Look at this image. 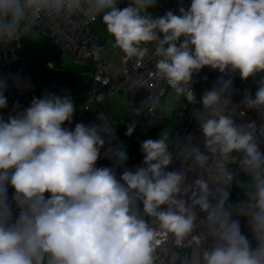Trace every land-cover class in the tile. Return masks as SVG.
I'll return each mask as SVG.
<instances>
[{
	"label": "clouds",
	"instance_id": "1",
	"mask_svg": "<svg viewBox=\"0 0 264 264\" xmlns=\"http://www.w3.org/2000/svg\"><path fill=\"white\" fill-rule=\"evenodd\" d=\"M119 4L0 0V48L65 20L99 17L121 64L152 65L134 81L149 90L135 114L175 124L178 108L199 104L191 113L199 137L169 126L140 143L142 164L128 169L127 150L111 146L108 113L99 111V124L64 127L75 111L70 95L45 93L0 116V264H264V122H237L249 110L264 121V0H191L161 16L150 11L157 0ZM108 50L93 46L90 55L100 61ZM205 67L222 75L198 101L193 76ZM237 73L256 84L239 104ZM7 87L0 78V109ZM105 136L112 167H97ZM174 162L179 168L169 170ZM234 187L243 199L231 202Z\"/></svg>",
	"mask_w": 264,
	"mask_h": 264
},
{
	"label": "built area",
	"instance_id": "2",
	"mask_svg": "<svg viewBox=\"0 0 264 264\" xmlns=\"http://www.w3.org/2000/svg\"><path fill=\"white\" fill-rule=\"evenodd\" d=\"M159 2L163 7L164 14L167 11H173L174 14L178 15L179 8L184 7L187 9L190 6L191 0H159ZM96 18L97 17L65 20L61 22L59 27H46L37 30L46 36L56 54L64 51L73 58L87 63L90 71L89 73L84 72L83 75L87 76L92 82V94L75 104L72 123L68 124L66 122L64 127L74 130L76 123H83L85 126L99 124V111L104 112V110L101 107L92 110L91 105L93 103L100 104L103 100L102 89H106L109 94H115L117 91L123 90L129 98L135 120L141 126L143 134L142 137L140 136L141 139L145 137V134L146 138L149 139L150 134L152 135L159 129L164 119L153 121L146 110L141 112L140 115L135 114V109L139 108L142 102L147 98L149 90L145 88H136L134 81L137 80L140 75L150 72L152 65L147 62L140 63L134 61L121 64L119 59L120 53L112 49H109L108 55L100 61L93 58L90 55L92 47L102 46L92 33V26ZM49 67L53 68V65L48 64L47 68ZM55 70L58 71L59 69ZM62 75L64 76L63 84L65 85L70 80V75L62 71L61 79ZM221 75L222 74L219 73L218 70L205 67L201 70L199 75L193 76L192 87L198 101L205 91L210 90L214 86ZM0 78H6L8 83V87L4 92L8 101L7 107L0 109V116H3L5 120H7L10 115H16L17 112H21L29 107L33 97H41L35 83V78L31 76L26 67L21 39L17 45H12L8 48H0ZM232 79V98L235 104L240 103L246 91L254 94L256 87L249 89L245 86L246 84L255 82L253 78H250L248 81H242L237 73L233 75ZM183 104H187V102L182 101V105ZM194 107L199 108L200 105L197 104L193 106L188 104L187 107L182 106L177 110L178 117L181 121V126L177 132L181 136L191 134L194 138L199 137V130L191 115ZM250 121H256L258 125L264 122L254 110H249L246 116L238 118L237 120L238 123ZM113 131L115 133L114 128ZM104 138L106 142L109 139L107 136ZM260 146L261 150L264 151V140H261ZM107 148L108 146L105 145V149L101 150V157L97 161V167H112V162L104 156V152ZM130 159V163L125 165L128 169H134L135 166L142 164L143 156L140 148ZM179 166V162H174L169 170H174L179 168ZM122 171L123 169L117 171V178L122 174ZM240 175L243 174L240 173L239 176ZM13 194L14 190L9 186L8 197L10 200ZM230 201H237L233 193L230 197ZM240 222L242 231L250 237L251 234L248 230L246 220L241 218Z\"/></svg>",
	"mask_w": 264,
	"mask_h": 264
},
{
	"label": "rangeland",
	"instance_id": "3",
	"mask_svg": "<svg viewBox=\"0 0 264 264\" xmlns=\"http://www.w3.org/2000/svg\"><path fill=\"white\" fill-rule=\"evenodd\" d=\"M150 11L154 16L164 15V10L159 0H157V6L153 9H150ZM92 33L102 44V46L111 49L109 45L110 38H108L102 31L95 29L92 31ZM21 43L23 46L26 67L31 76L35 78V83L41 96L45 93L54 94L52 92L51 84L47 78L48 73H44V70H46L48 64L53 65V68L49 67L52 70L62 69L63 72L65 71L67 73H70L68 72L69 70L73 72H75V70L81 71V77H78L72 81V92H69L74 105L92 94V82L87 76L83 75L84 72H90L87 63L73 58L64 51L56 54L46 36L39 31H33L25 34V38H21ZM42 74H45V76L43 77ZM63 79L64 76L62 75L61 83L63 82ZM101 92L103 94V100L100 102V104L93 103L91 105V109L95 110L101 107L104 112L112 116V127L115 130L127 126L135 119L126 92L120 90L115 94H109L104 88ZM172 119L174 122H176L175 124H173L172 121L164 119V122L160 125L159 129L156 130V132L152 135L150 134L149 139H157L160 132L169 126L174 127V129L177 131L181 126L180 118L177 115V118L173 117ZM238 178L247 179V177L244 175H240ZM232 193L237 200L242 199L243 197L242 193H240L239 189L236 187L233 188Z\"/></svg>",
	"mask_w": 264,
	"mask_h": 264
},
{
	"label": "trees",
	"instance_id": "4",
	"mask_svg": "<svg viewBox=\"0 0 264 264\" xmlns=\"http://www.w3.org/2000/svg\"><path fill=\"white\" fill-rule=\"evenodd\" d=\"M127 4V0H120V7H124ZM95 29H97L98 31H102L108 38H110L106 32L105 26L102 23V20L97 17L95 22L93 23L92 26V30L94 31ZM41 71V70H40ZM62 69L57 70H52L49 68H46V70H44V73H48L47 74V78L51 84L52 87V92L56 95H69L72 92V81H74L76 78L81 77V71L79 70H75V72L73 71H68L69 73V78L70 80L67 82V84H63V82L61 83V74H62ZM42 76L44 77L45 74H42ZM259 77H257L256 79H258ZM247 88L252 89L254 87H256L255 82H253L252 84H246L245 85ZM70 92V93H69ZM135 123L136 127L135 130L133 132V134L131 136L126 135V131H127V126H124L118 130H115V137L111 140V146L115 147L117 144L122 145L128 152V156L129 159L127 161V163H130V158L133 154H136L138 152V149L140 148V143L144 140H147L146 138V134L145 137L143 139H141V137L143 136L142 131H141V126L137 123V121L134 119L130 124ZM141 136V137H140ZM106 146L109 147V144L106 142Z\"/></svg>",
	"mask_w": 264,
	"mask_h": 264
}]
</instances>
